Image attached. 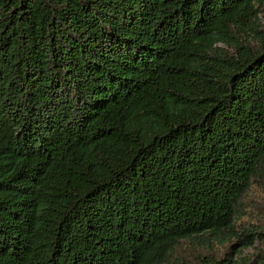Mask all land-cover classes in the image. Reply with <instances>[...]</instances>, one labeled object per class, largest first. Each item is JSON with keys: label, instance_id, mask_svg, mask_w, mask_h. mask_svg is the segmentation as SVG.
I'll list each match as a JSON object with an SVG mask.
<instances>
[{"label": "trees", "instance_id": "16d2710c", "mask_svg": "<svg viewBox=\"0 0 264 264\" xmlns=\"http://www.w3.org/2000/svg\"><path fill=\"white\" fill-rule=\"evenodd\" d=\"M261 20L0 0V264H264Z\"/></svg>", "mask_w": 264, "mask_h": 264}, {"label": "rangeland", "instance_id": "374dc122", "mask_svg": "<svg viewBox=\"0 0 264 264\" xmlns=\"http://www.w3.org/2000/svg\"><path fill=\"white\" fill-rule=\"evenodd\" d=\"M261 23L264 25V20H261ZM254 200H255L256 202H258L259 206H260V207L262 208V210H263V215H264V197H263V196H260L259 193L255 192V193H254ZM257 211H258V210L254 211V213L257 212ZM259 211H261V210H259ZM261 213H262V212H261ZM261 215H262V214H261ZM263 215H262V217H261V220L264 222V216H263ZM248 222H255V219H254V218H249V219H248ZM256 245H257V243H255V244H254L253 246H251V247H245V248H243V249H242V254H241L239 257H240V258H245V257H248V256L254 254ZM223 251H224V249L219 250V254H222ZM235 259H236V258H235Z\"/></svg>", "mask_w": 264, "mask_h": 264}]
</instances>
